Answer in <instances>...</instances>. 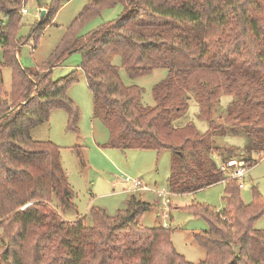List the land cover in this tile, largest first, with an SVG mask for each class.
<instances>
[{
	"label": "trees",
	"instance_id": "1",
	"mask_svg": "<svg viewBox=\"0 0 264 264\" xmlns=\"http://www.w3.org/2000/svg\"><path fill=\"white\" fill-rule=\"evenodd\" d=\"M64 1L51 0L31 34L17 38L21 0H0L9 18L0 24V264H264V229L255 227L264 200L257 189L247 203L232 179L221 211L190 205L208 222L193 234L206 251L195 263L175 249L171 226H143L153 204L134 193L115 215L93 206L92 222L86 215L65 218L58 206L75 204L60 147L32 134L58 107L68 113V129L78 132L80 111L67 94L76 69L59 78L52 70L80 50L93 115L109 130L103 146L171 150L168 186L177 193L220 182L221 160L238 157L252 166L264 156V0H92L42 63H22V44L33 34L37 41ZM118 3L116 18L82 33ZM116 56L131 77L167 69L153 86L155 104L144 105L142 87L123 81ZM4 66L12 78L6 92ZM222 94L233 96L225 115ZM193 100L205 129L194 119L176 121ZM226 135L245 138L244 145H219Z\"/></svg>",
	"mask_w": 264,
	"mask_h": 264
},
{
	"label": "rangeland",
	"instance_id": "2",
	"mask_svg": "<svg viewBox=\"0 0 264 264\" xmlns=\"http://www.w3.org/2000/svg\"><path fill=\"white\" fill-rule=\"evenodd\" d=\"M90 1L92 0H65L53 21L45 23L37 41L33 34L22 44L20 52L22 63H42L60 42L66 28ZM50 2L51 0H21L19 10L21 18L15 33L17 38H26L31 34L37 21L45 18L46 5ZM24 7L28 9L27 12H22ZM122 8L121 3L113 7H105L101 14L94 16L83 26L82 33L89 32L103 22L116 18ZM42 11L44 16L41 19ZM0 24H9V18L3 13H0ZM81 60V51L76 50L66 58L63 64L53 67L52 70V76L59 78L76 69L78 78L69 84L67 94L74 100L80 111L78 132L68 129V113L65 108L60 107L52 110L48 121L32 129V134L36 138L52 140L60 147L62 165L73 189L72 200L75 207L60 209L58 206L59 213L70 220L86 215L88 222H92L90 211L93 206L104 208L108 214L115 215L118 209L126 206L127 199L134 193L153 204L152 208L145 211L141 217L143 226H171V238L175 249L189 261L195 263L201 261L205 258L206 251L196 242L193 234L208 228V222L202 216L195 214L190 209V205L196 202L205 203L221 211L226 204L223 199L225 185L232 180L228 176L229 168L222 170L225 177L221 182L193 193H177L171 191L168 186L171 150L164 149L159 152L152 148L120 149L103 146L109 138V130L102 120L93 115V93L80 66ZM114 62L119 65L120 75L126 84L136 83L142 87V103L155 104L153 86L167 75V69L157 67L150 74L131 77L121 65L119 56L114 57ZM2 72L6 92L11 89V68L4 66ZM232 97L227 94L221 95L219 108L223 110L222 115H225L226 107ZM197 111L198 106L193 100L187 112L176 121L182 124L189 119L197 120ZM216 113L219 115L220 112L216 111ZM218 119L224 120V117ZM196 122L201 129L207 127L205 122L198 120ZM244 142L243 137L226 135L220 137L217 143L221 146H229L244 145ZM230 160L239 159L232 157ZM229 161L221 160L224 164H228ZM246 168L248 171L241 179L244 186H239L243 200L247 203L254 202L256 189L264 200V156L252 166L246 163ZM125 175L140 178L153 188L165 187L169 194L159 196L153 189H133L131 184L124 180ZM255 227L264 229V213L255 221Z\"/></svg>",
	"mask_w": 264,
	"mask_h": 264
},
{
	"label": "built area",
	"instance_id": "3",
	"mask_svg": "<svg viewBox=\"0 0 264 264\" xmlns=\"http://www.w3.org/2000/svg\"><path fill=\"white\" fill-rule=\"evenodd\" d=\"M27 11L28 9L26 7L22 9V12H27ZM227 163L228 164H224L220 161L219 165L221 169L224 171L225 168H229L228 171L229 178L235 179L238 182V185L240 187H243L244 184L241 179L245 176V174L248 171L246 168L245 161L239 159V160H230ZM124 180L129 184H131L133 189H153L157 192L159 196H166L167 194H169V191L165 187H162L160 189L153 188L148 184H145L140 178H135V177L133 178L130 175H125Z\"/></svg>",
	"mask_w": 264,
	"mask_h": 264
},
{
	"label": "water",
	"instance_id": "4",
	"mask_svg": "<svg viewBox=\"0 0 264 264\" xmlns=\"http://www.w3.org/2000/svg\"><path fill=\"white\" fill-rule=\"evenodd\" d=\"M43 16H44V11L41 12V17H43ZM12 110H13V109H12ZM12 110H11V111H12Z\"/></svg>",
	"mask_w": 264,
	"mask_h": 264
},
{
	"label": "crops",
	"instance_id": "5",
	"mask_svg": "<svg viewBox=\"0 0 264 264\" xmlns=\"http://www.w3.org/2000/svg\"><path fill=\"white\" fill-rule=\"evenodd\" d=\"M221 182V181H220ZM196 192V191H195ZM191 193H193V192H191ZM158 199V198H157ZM157 199L155 200V202L157 201Z\"/></svg>",
	"mask_w": 264,
	"mask_h": 264
}]
</instances>
